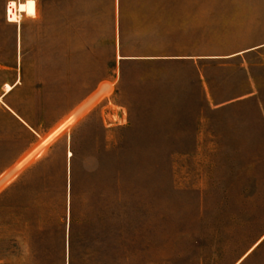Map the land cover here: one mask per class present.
Here are the masks:
<instances>
[{
	"label": "rangeland",
	"instance_id": "rangeland-1",
	"mask_svg": "<svg viewBox=\"0 0 264 264\" xmlns=\"http://www.w3.org/2000/svg\"><path fill=\"white\" fill-rule=\"evenodd\" d=\"M12 1L0 234L12 218L17 251L0 264H235L264 235V68L165 57L264 38V0H35L8 23Z\"/></svg>",
	"mask_w": 264,
	"mask_h": 264
},
{
	"label": "crops",
	"instance_id": "crops-1",
	"mask_svg": "<svg viewBox=\"0 0 264 264\" xmlns=\"http://www.w3.org/2000/svg\"><path fill=\"white\" fill-rule=\"evenodd\" d=\"M35 16V15H34ZM33 17V16H32ZM240 33V34H239ZM233 36L228 40L232 45L230 47L222 48V52L208 53V54H198V55H187V56H170L165 57V59H174V60H193V61H210L218 60L223 63L228 61L238 60L241 67H243V61L246 57L251 54H255L259 58V65L264 68V38L253 39L252 32L249 30L245 33V36L248 37L241 38V32L234 31L231 33ZM236 35V37H235ZM229 39V38H228ZM122 59V58H121ZM10 88L8 91H10ZM4 94L1 95L3 97ZM4 170V166L2 167ZM264 244V235H262L256 243L241 257L235 264H242V262L248 257L250 253L254 251L255 248Z\"/></svg>",
	"mask_w": 264,
	"mask_h": 264
},
{
	"label": "bare ground",
	"instance_id": "bare-ground-1",
	"mask_svg": "<svg viewBox=\"0 0 264 264\" xmlns=\"http://www.w3.org/2000/svg\"><path fill=\"white\" fill-rule=\"evenodd\" d=\"M7 11L9 13V17H8L9 18V22L13 21V20H16L18 13H24L27 16H34L35 15V3H30V0H26L24 3H16V2L12 1V2H10L8 4ZM67 123H69V122H67ZM62 127H63V125H61V126L57 127L56 129H54L41 142V144L38 146L37 150H39L43 146H46L49 142H51L53 139H55L60 134V132L62 130ZM31 155L33 156V154H29L21 162H19L16 165V168L21 167L24 163H26L31 158Z\"/></svg>",
	"mask_w": 264,
	"mask_h": 264
},
{
	"label": "trees",
	"instance_id": "trees-1",
	"mask_svg": "<svg viewBox=\"0 0 264 264\" xmlns=\"http://www.w3.org/2000/svg\"><path fill=\"white\" fill-rule=\"evenodd\" d=\"M121 42V37H120ZM124 58H122L120 61H123ZM163 59H157L155 61H162ZM18 123V121L16 120ZM38 125L32 123V129H37ZM1 227L4 229L5 222H3V219L0 222ZM8 226V234L6 235L5 232L2 231L0 234V253H1V260L6 259L10 260L14 257V254L17 251V242H16V234L13 230L14 221L12 218H10L9 222L7 223ZM7 255V257H6ZM69 264H72L70 261Z\"/></svg>",
	"mask_w": 264,
	"mask_h": 264
},
{
	"label": "built area",
	"instance_id": "built-area-1",
	"mask_svg": "<svg viewBox=\"0 0 264 264\" xmlns=\"http://www.w3.org/2000/svg\"><path fill=\"white\" fill-rule=\"evenodd\" d=\"M7 8H8V6H7ZM8 17H9V13H8V11H7V9H6V20H7L8 23H10Z\"/></svg>",
	"mask_w": 264,
	"mask_h": 264
},
{
	"label": "snow or ice",
	"instance_id": "snow-or-ice-1",
	"mask_svg": "<svg viewBox=\"0 0 264 264\" xmlns=\"http://www.w3.org/2000/svg\"><path fill=\"white\" fill-rule=\"evenodd\" d=\"M35 2V0H30V3H34Z\"/></svg>",
	"mask_w": 264,
	"mask_h": 264
}]
</instances>
